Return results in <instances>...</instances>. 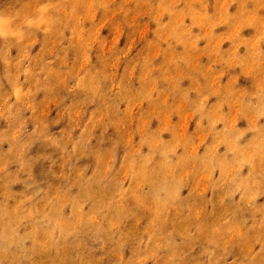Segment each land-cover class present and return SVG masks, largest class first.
<instances>
[{
  "label": "rangeland",
  "instance_id": "rangeland-1",
  "mask_svg": "<svg viewBox=\"0 0 264 264\" xmlns=\"http://www.w3.org/2000/svg\"><path fill=\"white\" fill-rule=\"evenodd\" d=\"M0 264H264V0H0Z\"/></svg>",
  "mask_w": 264,
  "mask_h": 264
}]
</instances>
